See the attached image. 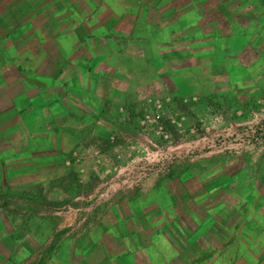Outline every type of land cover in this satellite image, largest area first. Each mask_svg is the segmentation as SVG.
I'll return each instance as SVG.
<instances>
[{
  "label": "crops",
  "instance_id": "0c3cea01",
  "mask_svg": "<svg viewBox=\"0 0 264 264\" xmlns=\"http://www.w3.org/2000/svg\"><path fill=\"white\" fill-rule=\"evenodd\" d=\"M244 57L259 80L239 78ZM261 76L264 0H0V190L29 198L11 232L26 229L29 251L64 250L44 264H264V204L215 174L196 193L176 166L101 212L34 209L90 198L119 163L110 134L129 165L144 144L121 128L139 100L256 89ZM66 214L74 238L48 225Z\"/></svg>",
  "mask_w": 264,
  "mask_h": 264
},
{
  "label": "rangeland",
  "instance_id": "374dc122",
  "mask_svg": "<svg viewBox=\"0 0 264 264\" xmlns=\"http://www.w3.org/2000/svg\"><path fill=\"white\" fill-rule=\"evenodd\" d=\"M247 53L249 54V52ZM243 61L247 67L239 78L244 82L251 77L253 81L259 80L261 69L254 63V58L244 57ZM219 92L220 90L216 88L211 94L202 93L190 98L168 97L176 101L179 110L177 138L173 143H163L164 146L171 147L170 152L174 162L167 175H151L149 178L153 176L169 178L174 172V167L177 166L179 167L177 174L185 173L184 177L189 179L191 184L197 185L196 193H199L202 192L201 182L215 174L216 178L221 177L222 180H225L223 187H226L227 195L236 198L243 196L253 199L254 202L257 201L259 205L264 204V130L263 134L256 132L257 128L264 127V84L259 83L256 89L232 91L228 94ZM135 106L128 116L131 118L130 121L135 117ZM127 123L126 120V125L121 130L134 136L137 141H143L144 144L143 148L136 149L135 146L131 148L134 151V160L137 153L147 150L148 139L135 125L132 127ZM111 135L115 134H110L108 138ZM118 141L116 137L115 143L110 144V147L115 152L113 156L117 157L116 161L119 163L116 169H113V173L99 181L94 191L85 190L82 192L84 197L86 195L90 198L61 201L56 207L53 205L51 208L46 206L34 209L93 208L101 212L107 203H110L123 191L142 185L143 183L135 186L129 185L130 166L121 163L122 156ZM151 157L152 154L147 158L151 159ZM98 171L102 172L101 169ZM220 191L218 190V193ZM0 193V264H44L64 252L53 244L45 250L29 251L27 241H32L35 244L36 242L32 238H28L26 229L22 227L23 232H11L13 226H26L27 218L19 219L17 222L12 214L27 212L29 210L27 199L29 198L24 196L21 197L22 201H16V192L0 190ZM50 195L55 198L54 193ZM24 216L26 217L25 213ZM60 220L50 218L48 225L55 227L60 225L62 226L60 236L74 238L77 231L68 215L61 216Z\"/></svg>",
  "mask_w": 264,
  "mask_h": 264
},
{
  "label": "built area",
  "instance_id": "2783aa9c",
  "mask_svg": "<svg viewBox=\"0 0 264 264\" xmlns=\"http://www.w3.org/2000/svg\"><path fill=\"white\" fill-rule=\"evenodd\" d=\"M135 117L127 119V125L136 126L147 137V150L137 153L130 162L128 183L135 186L143 183L151 175H167L174 162L172 149L163 143H173L177 138V118L179 114L176 101L170 98L161 99L148 97L139 100L134 108ZM115 135H111L107 142L114 144ZM150 149V150H149ZM151 151V152H150ZM148 159V155H151Z\"/></svg>",
  "mask_w": 264,
  "mask_h": 264
},
{
  "label": "trees",
  "instance_id": "16d2710c",
  "mask_svg": "<svg viewBox=\"0 0 264 264\" xmlns=\"http://www.w3.org/2000/svg\"><path fill=\"white\" fill-rule=\"evenodd\" d=\"M180 108H181V107H180ZM263 128H264V127H263ZM263 128H261V129H258V128H257V129H256L257 134H263V130H264Z\"/></svg>",
  "mask_w": 264,
  "mask_h": 264
}]
</instances>
